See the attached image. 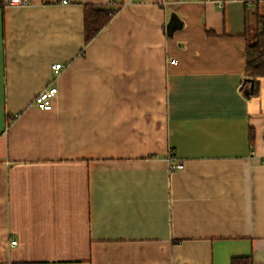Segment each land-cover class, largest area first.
I'll use <instances>...</instances> for the list:
<instances>
[{"label":"crops","instance_id":"0c3cea01","mask_svg":"<svg viewBox=\"0 0 264 264\" xmlns=\"http://www.w3.org/2000/svg\"><path fill=\"white\" fill-rule=\"evenodd\" d=\"M86 5L117 11L87 45ZM258 14L0 0V264H264V77L240 91Z\"/></svg>","mask_w":264,"mask_h":264},{"label":"trees","instance_id":"16d2710c","mask_svg":"<svg viewBox=\"0 0 264 264\" xmlns=\"http://www.w3.org/2000/svg\"><path fill=\"white\" fill-rule=\"evenodd\" d=\"M117 11L111 7L94 5L84 6V39L89 44L112 21ZM256 32L253 41L246 48L245 78L241 83L240 91L247 98L256 96L259 92V78L264 77V16L256 17ZM253 86V88H252ZM253 132L250 134V146L253 147ZM231 264H253L251 256L236 257Z\"/></svg>","mask_w":264,"mask_h":264},{"label":"built area","instance_id":"2783aa9c","mask_svg":"<svg viewBox=\"0 0 264 264\" xmlns=\"http://www.w3.org/2000/svg\"><path fill=\"white\" fill-rule=\"evenodd\" d=\"M7 5L12 8H23L31 6L32 0H7ZM167 62L170 64H177V61L171 58L168 59ZM62 68L63 66L61 64H57L52 67V70L58 73ZM57 93L58 89L56 87L48 88L36 96V98L32 102V105L42 110L50 111L53 109V99L57 95ZM172 158V156L169 157L170 160H172ZM183 167V163H178L177 165L172 166V170H181L183 169ZM16 244L17 241L15 240L11 242V246H15Z\"/></svg>","mask_w":264,"mask_h":264},{"label":"rangeland","instance_id":"374dc122","mask_svg":"<svg viewBox=\"0 0 264 264\" xmlns=\"http://www.w3.org/2000/svg\"><path fill=\"white\" fill-rule=\"evenodd\" d=\"M255 32H256V31H253V32H252V34H251L252 36H251V37H250V39H249V41H250V42H252V41H253L252 37H254V35H255ZM250 33H251V32H250Z\"/></svg>","mask_w":264,"mask_h":264},{"label":"water","instance_id":"95a60500","mask_svg":"<svg viewBox=\"0 0 264 264\" xmlns=\"http://www.w3.org/2000/svg\"><path fill=\"white\" fill-rule=\"evenodd\" d=\"M252 88H253V86H252Z\"/></svg>","mask_w":264,"mask_h":264}]
</instances>
